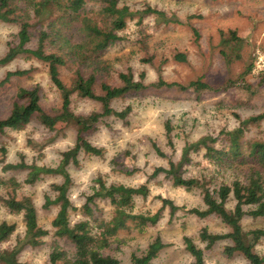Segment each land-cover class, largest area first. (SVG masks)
<instances>
[{"label": "trees", "instance_id": "16d2710c", "mask_svg": "<svg viewBox=\"0 0 264 264\" xmlns=\"http://www.w3.org/2000/svg\"><path fill=\"white\" fill-rule=\"evenodd\" d=\"M146 13L163 17L165 22H182L154 7L148 6L139 11L129 5H121L119 0H0V21L18 28L14 39L9 42L7 53L0 57V65L11 62L19 55H28L41 61L47 66L51 82L61 100V106L48 111L43 105L40 84L19 87L10 113L0 118V134L9 129H26L34 120L53 133L46 137L45 142H51L65 126H73L76 131L74 145L62 152L56 165L38 164L35 160L27 162L24 154H20L17 162H6L8 150L5 143H0V163L3 162L0 206L5 207L10 214L22 215L25 224L24 237L16 245L4 247L15 233L17 223L7 220L0 223V264H30L19 257L23 247L40 246L48 235L53 236L51 264H121L119 256L113 253V245L119 241L120 232L133 224L142 231L149 226H157L166 208H169L171 218L179 210H185L200 219L218 217L229 228L228 232L219 233L203 227L197 236L185 235V248L193 258L191 264H206V250L213 249L217 243L225 240L230 242L224 245L226 254L240 253L249 264H264V253L256 250L257 244L264 238V228L246 230L243 226L245 216L264 218V113L245 118L238 115L237 126H223L217 134L209 132L196 139L189 138L183 126L178 128L170 121L165 124L168 143L175 147L174 136L184 133V144L179 157L169 158L166 166H156L150 178L163 176L175 187L188 191L198 189L204 207L187 208L159 195L162 206L156 212H137V198L146 199L150 195L148 181L134 186L121 182L108 183L102 176L96 178L97 185L86 196L81 207L76 206L71 199L70 190L74 181L70 167L79 165L81 153L104 155V148L94 145L87 135L96 131L107 117L113 116L128 123L132 105L118 110L113 105L115 100L131 96L149 86L177 87L182 90L193 88L198 95L202 91H220L225 88L212 87L202 78L188 85L159 78L147 85L144 82L145 72L140 73V79L137 80L131 69L119 73V86L106 81L99 82V72L107 71L111 66L109 60L104 58V52L123 40L121 33L128 21L138 14H141V21ZM193 30L198 35V30ZM231 34L236 35L235 31H231ZM33 42L35 45L31 46ZM222 53L231 62V53L224 49ZM175 58L184 61L187 57L184 53H178ZM76 62L79 67L74 68ZM254 66V63L248 64L240 75L239 80L244 86L249 87L246 76L252 73ZM66 68L73 71L70 83L62 75ZM27 72L9 71L5 79L0 81V88L11 77ZM234 84L235 80H228L225 86L228 88ZM74 96L96 101L100 104V110L88 114L76 113L72 107ZM61 124L64 126L60 127ZM176 129L180 131L173 135ZM29 144L41 152L40 157L44 156V142L30 139ZM152 146L157 155L167 157L159 144L153 142ZM200 155L217 167L218 173L226 176L220 181L212 172L189 176L188 166ZM21 172L25 174L23 179L17 174ZM47 176H60L61 179L49 185L45 197L46 208L54 204L58 206L50 229L39 222L33 196L22 192L26 185H35ZM102 201L112 206L108 215L101 213L99 205ZM230 201H234L233 207L227 205ZM74 212L81 215L76 221L72 220ZM61 239L70 243L72 250L59 245ZM197 239L204 242L205 247L199 246ZM167 246L158 235L143 254L132 255L131 264H152Z\"/></svg>", "mask_w": 264, "mask_h": 264}, {"label": "rangeland", "instance_id": "374dc122", "mask_svg": "<svg viewBox=\"0 0 264 264\" xmlns=\"http://www.w3.org/2000/svg\"><path fill=\"white\" fill-rule=\"evenodd\" d=\"M120 4L129 5L134 10L143 11L151 6L165 11L168 17H177L180 22H165L163 17L154 13L144 14L130 21L121 35L123 40L117 42L104 52V58L111 63L110 69L99 72L98 80L111 85H121L119 73L131 69L135 78L145 72L144 82L149 85L159 78L168 82L188 85L191 81L202 78L212 87H225L220 91H202L198 95L193 88L182 90L177 87L157 88L149 86L126 98L113 102L116 109L121 110L131 104L132 112L128 123L116 117H107L99 128L88 134L89 140L96 146L104 148L103 156L90 154L80 155L78 166H71L73 186L70 196L73 203L81 207L86 196L93 192L97 185L96 178L102 176L108 183L121 182L138 186L146 181L151 189L148 198L136 200V211L156 212L162 202L159 195L173 199L176 204L192 207H204L199 190L188 191L173 186L163 176L151 179L154 168L166 166L168 159H177L184 144V133L174 136L175 147L168 143L165 124L170 121L178 128L184 127L189 138L214 132L218 133L223 126L233 128L238 125V115L242 118L264 113V0H119ZM96 2H91L95 4ZM198 30V35L193 29ZM18 31L16 25L0 21V57L9 48V42ZM231 31L236 35L232 36ZM35 43H31L34 46ZM224 51L231 53L228 62ZM186 54V60L180 61L175 56ZM239 54L240 56H237ZM150 59V61H144ZM254 63L252 73L246 76V83L239 80L247 65ZM74 68L79 67L78 62ZM26 70L25 75H16L0 88V118L10 113L12 102L19 87H32L40 84L43 93V105L51 111L61 106L60 96L53 86L47 66L41 61L19 55L11 62L0 65V81L5 79L9 71ZM63 78L70 83L73 71L63 69ZM228 80L236 84L226 88ZM73 110L79 114H88L100 110V104L90 99L74 96ZM264 121V120H263ZM264 124V122H263ZM63 127L64 124L59 125ZM264 127V125H263ZM176 131L174 130L173 135ZM53 135L38 120L23 130H7L0 134V143H5L6 162H17L20 154L25 155L27 162L34 160L38 164L56 165L62 152L74 145L76 131L73 126L65 128L51 142L46 137ZM44 142L43 153L37 151L29 140ZM153 142L160 145L167 157L156 154ZM200 155L188 166L189 176H201L214 173L220 181L226 175L218 173L217 167ZM0 163V176L3 175ZM14 173V172H10ZM21 179L24 173H17ZM149 179V180H148ZM230 179V178H228ZM60 176H47L35 185H26L22 192L33 196L38 209L39 222L51 228V222L58 211L57 205L44 206L45 197L52 182L60 181ZM51 195V194H50ZM233 207L234 201L227 204ZM101 213L108 215L112 206L102 201L99 205ZM169 208L157 226H149L142 231L136 224L122 230L119 241L114 243V254L119 256L121 264H131L133 254L141 255L149 243L158 235L168 244L153 260L152 264H191L192 256L186 250L183 237L197 236L203 227L213 232H228L229 228L218 217L200 219L193 214L179 210L173 218ZM81 215L74 212L72 220ZM4 220L17 223V229L11 239L3 246H14L25 235V224L22 215L10 214L0 206V223ZM243 226L246 230L264 228V218L245 216ZM53 236L45 237L40 246H25L19 254L22 261L30 264H51ZM197 244L205 247V243L197 239ZM228 240L217 243L213 249L206 250V264H249L243 255H228L224 245ZM59 245L72 250L70 243L63 239ZM256 250L264 253V238L257 244Z\"/></svg>", "mask_w": 264, "mask_h": 264}]
</instances>
